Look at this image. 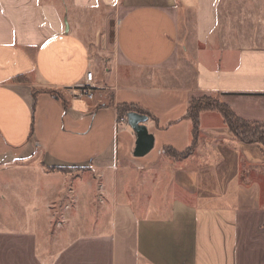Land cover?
I'll list each match as a JSON object with an SVG mask.
<instances>
[{"label": "crops", "instance_id": "1", "mask_svg": "<svg viewBox=\"0 0 264 264\" xmlns=\"http://www.w3.org/2000/svg\"><path fill=\"white\" fill-rule=\"evenodd\" d=\"M89 71L95 99L75 98ZM212 96L264 122V0H0V161L41 195L15 193L0 264H264V147L205 111L197 150L165 157L189 148L190 104ZM123 105L150 118L145 157ZM162 159L169 189L129 179Z\"/></svg>", "mask_w": 264, "mask_h": 264}, {"label": "rangeland", "instance_id": "2", "mask_svg": "<svg viewBox=\"0 0 264 264\" xmlns=\"http://www.w3.org/2000/svg\"><path fill=\"white\" fill-rule=\"evenodd\" d=\"M115 29L116 24H107L106 30L103 31L100 36V42L98 43V45H96V52L93 54V56L96 58V60L101 61L103 64H107V61L110 62L111 58L114 57ZM212 99L214 101L219 98L212 97ZM197 147L198 143L194 152L197 150ZM165 157L174 161L184 160L178 158L175 159L166 154ZM167 159L159 160L155 164V166L151 167L153 168L152 171H148L146 169H141L139 171V168L135 164L130 163L127 169L129 179L131 178L132 181H134L138 189H141L143 187V190L146 192V194L147 192H152V190H155L157 187H160L164 190L169 189L171 176L168 172V166H166ZM23 167L24 165H20L18 164V162L0 161V225L3 227H6L8 225L7 216L10 212V208L13 207L11 206V203L14 200L15 193H31L30 195H27V199L29 198V200H31L32 197L37 198L41 196L40 193H37L36 189L32 188L31 190L30 187L25 188V185L28 186L30 182L35 183L34 181L39 182L40 180L31 172H23ZM21 183L25 184L19 187V184ZM16 184L18 185L15 186Z\"/></svg>", "mask_w": 264, "mask_h": 264}, {"label": "trees", "instance_id": "3", "mask_svg": "<svg viewBox=\"0 0 264 264\" xmlns=\"http://www.w3.org/2000/svg\"><path fill=\"white\" fill-rule=\"evenodd\" d=\"M212 97L194 99L190 104L186 116L191 125L189 148L185 152L179 153L168 147L164 151L166 155L175 159H186L193 154L200 138V115L205 111H218L222 115L225 125L238 141L245 144L258 143L264 147V122L252 123L243 121L227 105L223 104L219 99L213 101ZM118 111L121 118L126 117L130 112L147 115L132 105L120 106Z\"/></svg>", "mask_w": 264, "mask_h": 264}, {"label": "water", "instance_id": "4", "mask_svg": "<svg viewBox=\"0 0 264 264\" xmlns=\"http://www.w3.org/2000/svg\"><path fill=\"white\" fill-rule=\"evenodd\" d=\"M149 119L150 118L147 115L137 112H130L127 115V123L137 135L135 149L133 152V155L136 158L145 157L154 148V136L149 133L147 128Z\"/></svg>", "mask_w": 264, "mask_h": 264}, {"label": "built area", "instance_id": "5", "mask_svg": "<svg viewBox=\"0 0 264 264\" xmlns=\"http://www.w3.org/2000/svg\"><path fill=\"white\" fill-rule=\"evenodd\" d=\"M99 90L95 76L93 72H88L85 76L83 83L72 89L73 96L75 98L93 101L96 93Z\"/></svg>", "mask_w": 264, "mask_h": 264}]
</instances>
